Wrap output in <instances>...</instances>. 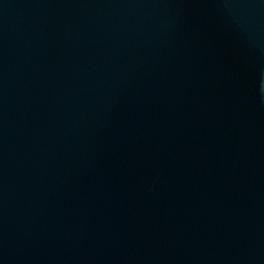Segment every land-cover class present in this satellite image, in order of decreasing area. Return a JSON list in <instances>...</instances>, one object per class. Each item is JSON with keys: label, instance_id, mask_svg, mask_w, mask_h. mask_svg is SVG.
Instances as JSON below:
<instances>
[{"label": "water", "instance_id": "1", "mask_svg": "<svg viewBox=\"0 0 264 264\" xmlns=\"http://www.w3.org/2000/svg\"><path fill=\"white\" fill-rule=\"evenodd\" d=\"M0 264H264V0H0Z\"/></svg>", "mask_w": 264, "mask_h": 264}]
</instances>
